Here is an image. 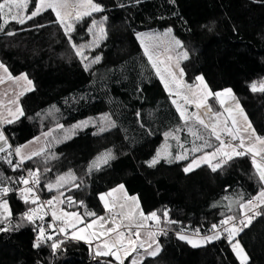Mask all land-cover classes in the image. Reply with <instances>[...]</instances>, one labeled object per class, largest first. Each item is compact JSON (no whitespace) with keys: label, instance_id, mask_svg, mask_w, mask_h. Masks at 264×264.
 Listing matches in <instances>:
<instances>
[{"label":"trees","instance_id":"16d2710c","mask_svg":"<svg viewBox=\"0 0 264 264\" xmlns=\"http://www.w3.org/2000/svg\"><path fill=\"white\" fill-rule=\"evenodd\" d=\"M37 2L31 0L29 13ZM94 2L104 11L76 21L71 43L64 28L55 22L52 10L24 24L4 25L0 15V63L14 77L27 74L34 85L21 99L24 115L3 128L11 146L9 158L16 164L15 148L50 133L45 151L24 166L40 170L43 196L49 198L62 192L63 207L80 214L84 223L103 213L100 196L115 187L124 185L128 194L138 196L143 212H157L160 229L170 232L158 237L161 251L140 264H241L226 239L193 247L179 235L196 228L207 234L213 224L218 227L226 217H243L248 200L264 188L252 158L233 157L215 172L209 165L183 171L193 157L213 152L219 142L195 120L186 123L181 119L136 34L170 28L188 52L189 58L181 64L186 83L195 85V78L203 76L213 93L230 88L256 133L264 137V91L251 89L253 83L258 89L264 84V0ZM93 20H103L106 35L102 34L100 44L87 50L86 59H82L71 44L85 46L92 42L95 29L101 26L98 23L89 32ZM96 56L101 59L93 63ZM209 104L219 110L215 98L210 97ZM105 116L108 120L103 119ZM87 120L95 124L69 137L61 136V128L72 129ZM189 128L212 147L196 139ZM165 133L173 135L165 137ZM166 142L176 144L181 152L188 149V159L163 161L150 167L149 162ZM193 146L202 151L191 153ZM106 151L112 153L111 160L90 169L92 161ZM70 171L75 180L66 177L67 182L58 190L47 189V184H55L58 177ZM20 177H24L23 170L13 171L0 159V187L16 190L4 198L14 211L7 222L0 224V228L9 227L8 231H0V264H118L112 257L96 256L92 262V250L87 244L60 235L53 240L64 242L55 251L51 240L33 247L41 222L23 220L22 214L38 203L25 204L20 198ZM67 197L73 203L69 204ZM86 211L94 212L96 217L85 216ZM258 213L237 237L248 255L247 264H264V206ZM52 233L55 232L46 231L48 235ZM131 259L124 260V264H131Z\"/></svg>","mask_w":264,"mask_h":264},{"label":"snow or ice","instance_id":"6c2138e0","mask_svg":"<svg viewBox=\"0 0 264 264\" xmlns=\"http://www.w3.org/2000/svg\"><path fill=\"white\" fill-rule=\"evenodd\" d=\"M137 3H139V0H137ZM28 6V0H4V2H0V15H9L12 13V9L15 8L16 10L25 9ZM123 7L124 5H120ZM69 7L76 8L78 7L80 10L75 11L74 19L76 21L81 20L85 16H91L92 13L96 12H102L104 11L103 7L95 3L94 0H81V3L76 5H70L68 3V0H38V3L36 4L35 10H33L30 15L27 16V19H32L33 17L38 16L43 10L51 9L56 16V21L59 23L65 31V35L68 36L69 41L71 43V32L74 31L73 24L68 23V18H73V12L68 11L64 12L62 14V9H68ZM7 9V12L5 11ZM11 19L13 21H16L20 24L25 23V19L20 16L19 14H11ZM104 20L107 19V17L103 18ZM4 23H8L7 20H4ZM100 24L99 32L103 35H106L105 29L103 28V20L97 22L96 20L92 21V26L88 28L89 32L93 31V28L97 27V24ZM39 27H43V25H39ZM212 29L209 28V31ZM171 29L169 28L167 32L164 33L165 36L169 35L171 33ZM14 33L9 32L8 35H12ZM137 38L140 40L141 45L144 48V55L147 56L149 62L151 63L152 67L156 70V75L160 78V80L163 82L164 87L166 90L169 91V94L172 95V89L170 87V83L174 84L177 91L175 92L176 96H179L185 104L194 105L197 109L203 108L204 116L209 117V121L206 122L199 113H193L192 117L186 116V109L182 108L180 104L177 103L175 99L172 100V103L176 105L177 111L180 113L181 119H184L185 122L189 119H195L196 122H198L205 130L209 131V136L215 137V140L219 142V146L215 148L213 152H205L203 155L199 157H193V159L187 164L186 167H184L183 171L185 173L193 171L195 168H198L201 166V164H208L209 167H211V170L213 172L217 171L218 168L222 167L223 163H226L227 160L233 159V157H239L244 155H251L252 157V164L255 168L256 173L258 174L259 180L262 184H264V148L258 149L256 145H264V137L258 135L255 131V129L252 127L251 123L248 122L247 116L244 114L243 109L239 107L238 102L235 101V97L232 94V90L225 89L223 91H218L213 93L206 84L203 76H197L195 79L199 82L197 85H189L185 84L184 81L180 78H178L177 71L179 74V77H183L184 75V69L180 67L179 59H177L175 68H173L172 65H168L164 68L163 72L161 71L160 67L158 66V61L154 58L152 52L149 50V47L147 44L144 43L142 33H137ZM176 46L183 47L181 44V41L179 39H175L173 37ZM94 44L98 43L96 41L93 42ZM72 48L76 50V55L82 57V59H86V57H83L82 48L85 47L84 45L77 46L75 43L71 44ZM91 45H89L90 47ZM182 58L184 60H187L189 58L188 52L184 51L182 54ZM101 59L100 56H96L93 63L99 62ZM169 60L172 59V57H168ZM160 63H163L162 61ZM88 65H85V70H87ZM0 69H3L4 73L7 74V79L19 81V80H25L27 81L28 85H31L32 82L27 79L26 75L20 76V77H13L11 73L8 72V69L0 63ZM167 74V77H170L169 80L166 78L165 74ZM2 77H0V83L3 82ZM180 88L187 89V94H183L179 91ZM252 91H264V84H261L259 89L257 88V85L253 83L251 85ZM31 90L30 88L25 89V91ZM20 95H23V92L20 93ZM210 97L215 98L220 104L221 107H224L225 104L229 99H231L233 102H235V107H226L224 108V111L229 113V116L223 120L220 119L222 113L220 112H213L212 107L208 104V99ZM235 113V115H233ZM18 114V115H17ZM9 115L16 119L18 116H23L24 112L23 109L20 107H17L15 112H12L9 110ZM239 115L243 117L244 125L241 126L240 122L237 120L236 116ZM13 119H7L3 122L6 123H12ZM103 119L108 120V117L105 116ZM231 121V123H229ZM88 121L81 122V125H76L74 127H81L86 126ZM111 126H114L112 124ZM59 127H62L60 125ZM100 131H104V128H101ZM177 131H180V129H177ZM189 132L196 137L198 140H204V145L206 147H212L211 143L208 142V140H205L202 135H198L197 132H194L191 128H189ZM225 134L227 137H229V140H225L222 138L221 134ZM242 133H246L247 136L243 135ZM50 133H45V135H49ZM172 133H165V137L172 136ZM178 139V137H174ZM37 140L39 137L36 138ZM232 141H238V144H233ZM0 153H4L7 151L8 147H11L8 145L7 139L4 136L3 132L0 131ZM27 145H24L22 147H26ZM181 147H183L181 145ZM225 148H230L231 151H224ZM15 155L19 157V161L16 164H13L12 160L9 158L12 156V152H8L6 156H0V159L5 160L9 165L12 166L13 171L20 168L26 160H31L35 156H40L43 152V149L39 151H34L27 156L22 155L21 147L15 148ZM198 151H202L200 147L193 146L190 150L191 153H195ZM188 152L189 150H184L183 154H177L175 155L174 159L176 161L181 160H187L188 159ZM170 155V153H169ZM222 155L223 157H226V160H220L217 159L218 156ZM110 156V153H106L105 157ZM257 157H259V160H257ZM161 156L160 153L157 152L156 156L149 162V166H154L157 163H159ZM100 159V158H98ZM217 159V163L215 165L212 164V160ZM106 162V159H105ZM93 167L97 166L96 161L93 162ZM50 169H45V171H49ZM28 171V178L20 177L19 182L25 185L24 188L19 189L20 198L23 200L25 204H32L36 205L39 202V196L36 195V186L40 185V176H39V169H36L35 171L29 169ZM66 177L71 178L72 180H75L76 177L74 174L70 171L66 174V176H60L57 178V181L55 184H47L46 187L49 191H51L53 188H58L62 186L61 182H66ZM3 181L0 180V184H2ZM31 185V186H30ZM76 187H79V185H75ZM124 186L120 185L118 190H123ZM16 191L15 189H10L9 187H0V209H2V212H0V224H4L9 220V218L12 216V212L9 208L8 201L6 199H3V197L7 196L9 192ZM113 192L117 191V189H113ZM61 197L64 195L62 192L59 194ZM106 195H112V193H107L100 196V200L104 201V207L106 209L109 208V203L105 199ZM126 199H131L133 201H136V197H125ZM56 197H53L52 199H49L45 203L52 207L51 216L54 221H60L63 220L65 227H60L58 229V232L60 234L67 235V229L70 227L72 229H76L77 225L84 223L83 217L78 213H68V212H62L61 215H57V212L54 208L53 201L56 200ZM253 200L259 201L260 203H264V188L261 189L258 196L250 199L248 201L249 205H253ZM67 201L69 204L73 203L71 197H67ZM59 203L63 204L64 200H59ZM81 205L83 202H80ZM43 204H40V207L43 208ZM256 205H253L255 207ZM123 207V205H122ZM137 208H139V204L137 201ZM47 213L41 214L37 208H29L28 211L22 214V219L27 220L28 222L34 223L36 219L43 220L44 215ZM259 214V213H257ZM85 216L88 217H96V214L91 211H86L84 213ZM165 217H167V212L163 214ZM123 219L128 221V224L123 225V227L128 231L129 235L127 237V243H125V232L120 231L121 225L116 224L115 220H113L112 226L108 227L106 232H102L99 235H109L111 233H116V236L114 239H112L110 242L105 241L103 244V251L100 250V246H97V251L95 253L96 256H108L113 257L115 261L118 262V264H124V259L121 256V252L123 251L124 256L127 257L130 255V252L137 251V247L144 248V243L141 241L139 245H137V241L140 239V233L139 231H133V228H140L143 227V222L148 220H153L156 223H160V216L157 215V212L153 211L150 214H145L142 210L139 212V216H135L133 212H129L127 214H123ZM235 218L232 216L226 217L224 220L221 221V224L228 225L230 222L234 221ZM100 223L101 227H104L105 223H108L106 221L105 217L99 216L96 217L94 220H92L90 223L86 224L84 228L79 229V234H77L76 231H73L71 234V239L74 240H85L86 242H90L91 236H96L97 233L92 232L89 234V236L83 235L87 229H91L94 224ZM248 223H251V217L248 218ZM239 224L242 226H247L245 224L244 220H240ZM19 227V225H17ZM51 227V225H49ZM217 225H212L213 235L210 236H204L201 237L200 240H193L189 239L185 235H179V239L186 240L188 243L192 244L193 247L200 246L203 242H211L216 239H220L219 232H216ZM9 227H2L0 228V231H8ZM198 231V230H197ZM243 231V227H237L235 223L231 224V227H225L224 232L227 233L226 239L228 240L229 244L232 247L233 252L236 254L237 258L240 260L241 264H247L248 256L245 253L243 247L241 246L239 240H236L235 237L239 234V232ZM150 235H152L150 233ZM135 237L133 239L132 237ZM47 240L53 241L51 243V248L53 251L58 249L61 244L64 242L63 240L55 241L53 240V237L51 235L46 234V230L43 226L39 227L38 229V235L36 237V242L34 243L33 247H40L42 243H44ZM235 242L233 243V241ZM151 247V245H149ZM147 251V249H145ZM161 251V248L157 242V246L154 251L148 252V255L150 256H156ZM131 264H136V261L133 259L131 261Z\"/></svg>","mask_w":264,"mask_h":264},{"label":"rangeland","instance_id":"374dc122","mask_svg":"<svg viewBox=\"0 0 264 264\" xmlns=\"http://www.w3.org/2000/svg\"><path fill=\"white\" fill-rule=\"evenodd\" d=\"M68 3L70 5H76V6H78L81 3V0H68ZM30 7H31V0H28V6H27V8L21 9V10H16L15 8H13L11 14H19L20 16H22L25 19V22H26V21L29 20V19H27V16L30 15V13H29ZM47 10H51V9H47ZM47 10H43L42 12L47 11ZM77 10H80V9L78 7H76V8L69 7L68 9H62V14L64 12H68V11L73 12V18H68L67 19V22L73 24V26H74V24L76 22V20L74 19V15H75V11H77ZM5 11L7 12V9H5ZM11 14H9V15H1L2 22H3L4 25H7L9 22H16V21H13L11 19ZM4 20H7L8 23L5 24L4 23ZM165 32H167V30L164 31V32H160L158 30L141 32L142 34H144V36H143L144 43L148 45L149 50L152 52L154 58L158 61V66L160 67V69H161L162 72H163L164 68L166 66H168V65H172L173 68H175V64H176L177 59H179V63H180V67H181L182 61L184 60L182 58V54L185 51V50H183V47L176 46L173 37L175 39H177V38L174 35L173 31H171V33L169 35H167V36L164 35ZM93 36H94V38H93L92 42L90 44H88V45H85V47L82 48L83 57H84L85 52L87 50L92 49L95 46H97V44H94L93 43L94 41H96L98 44H100L102 34L99 32V28L95 29ZM139 42H140V40H139ZM140 44H141V42H140ZM89 45H91V46L89 47ZM141 47L143 48L142 45H141ZM143 50H144V48H143ZM168 57H172V59L169 60ZM161 61L163 63H160ZM8 72H9V70H8ZM164 74H165L166 78H168L169 80L171 79L170 77H167V74L166 73H164ZM23 75H26L27 76V79L30 80L27 74L24 73ZM177 75H178V78L182 79L184 81V83L187 84L186 81H185L184 75H183V77H179L178 71H177ZM20 76H22V74L21 75H18V76H15V77H20ZM0 77L4 78L3 79V82L0 83V118H1L3 116H9V110H11L12 112H15V110H16L17 107L22 108L21 103H20V100H19V98L21 97L20 93L23 92V94H25L27 92L32 91L34 89V85H33V83L31 85H28L27 84V81H25V80L14 81V80L7 79V74L4 73L3 69H0ZM204 80H205V78H204ZM205 82H206V80H205ZM197 84H199L198 81H196L195 85H197ZM206 84L208 85L207 82H206ZM170 87L172 89V95H171L172 96V99H175L177 101V103L182 106V108L186 109V116L187 117H192V114L193 113H199L201 115V117L206 122L209 121V117L203 115V112H204L203 108L197 109L194 105L185 104V102L183 101V99H181L179 96H176L175 95V92L177 91L175 85L170 83ZM28 88H30L31 90L25 91V89H28ZM208 88L210 89L209 85H208ZM223 90H225V89H223ZM223 90H220V91H223ZM179 91L181 93H183V94H187V89H185V88H180ZM167 92L169 93L168 90H167ZM232 94L235 97V101L238 102L239 107L243 109L244 114L247 116L248 122L251 123V121H250L247 113L245 112L244 108L242 107V105L240 103V100L236 97V95L233 92H232ZM209 99H208V104H209ZM217 103H218V106H219V110L218 111H216L210 104L209 105L212 107L213 112H220V113H222V115L220 117L221 120H223V119H225V118H227L229 116V113L225 112L224 111V108H226V107H233L234 108L235 107V102H233L231 99H229L227 101V103L225 104L224 107H221L218 101H217ZM174 106L176 108V105H174ZM179 115H180V113H179ZM233 115H235V113H233ZM20 117L21 116H18V118H16V119H19ZM236 118L240 122V125L243 126L244 125L243 117L237 115ZM182 120H184V119H182ZM193 120H195V119L194 118L193 119H189L188 121H193ZM87 121H88V123H87L86 126H81V127H74L73 126L72 129H70V128L69 129L68 128L62 129L61 128L60 129L61 136H63V137H69L73 132H75L77 130H80V129H84V128L88 127L91 124H95L91 120H87ZM102 121L104 123H106L105 120H102ZM82 122H84V121H82ZM229 123H231V121H229ZM76 125H81V122L78 123V124H76ZM251 125H252V123H251ZM252 127H253V125H252ZM0 131L3 132V130H0ZM242 134L245 135V136H247L246 133H242ZM38 137H39L38 140L36 139L37 138L36 137V138L32 139L31 141H29L28 143L24 144V145H27L26 147H22L24 145L21 146L22 155L27 156L28 154H30V153H32L34 151H39L41 149H43V152L45 151V149H46V143L45 142H46L47 136L44 134V135H40ZM7 142H8V140H7ZM232 142H234V141H232ZM235 142H238V141H235ZM0 144H2V142H0ZM8 145H9V142H8ZM256 147L258 149H261V148H264V145H259L258 144V145H256ZM9 148L10 147H8L7 149L9 150ZM186 150H188V149H186ZM224 151L230 152L231 149L230 148H225ZM158 152L160 153V156H161V158L159 160V163H161L163 161L168 162V163L177 162L174 159L175 155H177V154H183L184 153V152H181V151H179L177 149V145L176 144L170 143V142H166L165 144H163L159 148ZM106 153H110V156L105 157V154ZM169 153H170V155H169ZM188 154H189V152H188ZM249 156L251 157V155H249ZM220 157H221V155L218 156L217 159H219ZM98 158H100V159H98ZM111 158H112V153L110 151L104 152L102 155L98 156L97 158H95L92 161V163L90 165V169H96V168H99L101 166H104L106 163H108L111 160ZM17 159L19 160V157H17ZM105 159H106V162H105ZM217 159H213L212 160V164L213 165L216 164ZM257 160H259V157H257ZM27 161H29V160H26L25 162H27ZM94 161H96L97 166H94L93 167L92 165H93V162ZM159 163H157V164H159ZM203 165H208V164H203L202 163L201 166H203ZM195 169H197V168H195ZM257 176H258V174H257ZM67 180L68 179H66V182H67ZM61 183L63 184V182H61ZM119 186H117V187L114 188V189H117V191L113 192L112 191L113 189H112L111 191L107 192V193H110L111 192L112 195H106L105 196V199L109 203V208L108 209H106L104 207V201H101L104 211L99 216L105 217V219H106V221H108V223H105L104 224V227H101V224L98 222V223L94 224L91 229H87V231H85L83 233V235H85V236H89V234L92 233V232L97 233L96 236H91L90 237V242H86L85 240H74V239H71V234H72L73 231H76L77 234H79V229L84 228L86 226V224L90 223L91 221L90 222H87V223H82V224L77 225V228L76 229H72V228L69 227L67 229V235L62 234V236H63L64 239H70L72 241L82 242V243H85V244L89 245V247L92 250V254H93L92 259L93 260L96 257L95 256V253L97 251V246L99 245L100 246V250L103 251L104 250L103 249L104 242L105 241H109L110 242L116 236V233H111L109 235H99V234L102 233V232H106L107 228L112 226V223L111 222L113 220H115V223L116 224H120L121 225L120 231H124L125 232V237H126L125 243H127V237L129 235V233H128V231L126 229H124L122 227H123V225L128 224V221L125 220V222H124L125 224H123L121 217H123V214H127L129 212H133L135 216H139V212L142 210L138 196L128 194V192L126 191L125 187L123 188V190H118L119 189ZM60 193H57V194H55L54 196L51 197V199L53 197H56L57 198L56 200L53 201V205H54V208H55V210L57 212V215H61L62 212L76 213V212H72V211L66 210L63 207L64 203L63 204L59 203V200H64V196L61 197L59 195ZM107 193H104V194H107ZM104 194H102V195H104ZM126 196L127 197H133L134 196V197L137 198V200L136 201H133L131 199H126L125 198ZM137 201H138V204H139V208H137ZM8 204H9V208H10L11 212L13 213L14 209H13V207H12V205H11V203L9 201H8ZM122 205H123V207H122ZM259 206L260 207H258V208L260 209L261 207L264 206V203H260L259 202ZM34 208H37L38 211L41 214H44L45 213L44 210H43V208H41L39 204H37ZM259 209H256L255 208L254 215H251V214H248L249 210H248L247 205H245L243 207V218H244V221L246 222L247 225L250 224V223H248V218L251 217V222H252L254 220V218L256 217ZM0 212H2V209H0ZM115 215L116 216L118 215L120 217L119 218L118 217H114ZM44 217H45V215H44ZM38 220L39 219H36L35 221H38ZM61 221H62V226L61 227H65V224H64L63 220H61ZM160 228H161L160 223H156L153 220L144 221L143 222V227H140L138 229L134 228V229H136V231H139V233H140V239L137 241V245H139V243L142 241L144 243V248L137 247V251L130 252V255H128L127 257L124 256V253L122 251L121 252L122 258L124 260H126L129 257H132L131 261L134 259L136 261V264H140L146 258L153 257V256L148 255V252H151V251H154L155 250V248L157 246V242L159 244L158 237L160 235L159 234ZM150 233L152 235H150ZM50 235L53 238L55 236H57L56 233H52ZM220 236H221V234H220ZM187 237L189 239H193V240H200V238L201 237H204V236L188 235ZM132 238L135 239L134 236ZM216 240H218V239H216ZM213 241H215V240H213ZM213 241H211V242H213ZM234 242H235V240L233 241V243ZM206 243H208V242H203L200 246H203ZM149 245H151V247H149ZM159 246H160V244H159ZM145 249H147V251ZM106 257H108V256H106ZM238 261L240 262L239 259H238ZM247 262H248V260H247Z\"/></svg>","mask_w":264,"mask_h":264},{"label":"built area","instance_id":"2783aa9c","mask_svg":"<svg viewBox=\"0 0 264 264\" xmlns=\"http://www.w3.org/2000/svg\"><path fill=\"white\" fill-rule=\"evenodd\" d=\"M3 128L1 127V124H0V130H2ZM222 138H224L226 141L227 140H229L230 138L229 137H227L225 134H222ZM233 144H234V142H232ZM13 153H15V151L13 150ZM19 161V160H18ZM17 161V162H18ZM18 169H20V170H23V173H24V177L25 178H28V171H27V169L25 168V166H24V164L20 167V168H18ZM31 186V185H30ZM25 187V185H23L21 188H19V189H22V188H24ZM17 193H19V190L17 191ZM20 194V193H19ZM36 195H38L39 196V202H38V204L40 205V204H43L44 206H43V210H44V212L45 213H47L46 215H45V217H44V219L43 220H40V222H41V226H43L44 228H45V230L46 231H53V232H55L57 235H60V236H62V234H60L59 232H58V229L62 226V221L60 220V221H54L53 220V218H52V216H51V210H52V206H49V205H47L45 202L46 201H48L49 199H51V197H45V196H43V194H42V192H41V184L39 185V186H36ZM8 196V195H7ZM7 196H5V197H3V199L4 198H6ZM249 201V200H248ZM258 204H259V201H256V200H253V205H256L255 206V208L256 209H259L258 208ZM249 205V204H248ZM253 205H250V206H253ZM251 215H254V212L253 213H251ZM114 217H117L116 215L114 216ZM235 218V217H234ZM240 220H244V218L243 217H241V218H235V220L234 221H232V222H230L228 225H223V224H220L218 227H217V229L215 230L216 232H219V233H221V238H223V239H226V234L224 233V228L225 227H231V224L232 223H235L236 224V226L237 227H243V230L247 227V226H242V225H240L239 224V221ZM245 224H246V222H245ZM49 225H51V227H49ZM247 225V224H246ZM198 230V231H197ZM133 231H136V229H134L133 228ZM242 232V231H241ZM161 233H163V234H165V235H169V231L168 230H163V229H160L159 230V234H161ZM240 233V232H239ZM188 235H194V236H209V235H212L213 234V230L211 231V232H207V234H204V232L201 230V229H198V228H196V229H194V230H192V231H190L189 233H187ZM187 234H184V235H187ZM227 240V239H226ZM228 241V240H227ZM92 262H93V259H92Z\"/></svg>","mask_w":264,"mask_h":264},{"label":"crops","instance_id":"0c3cea01","mask_svg":"<svg viewBox=\"0 0 264 264\" xmlns=\"http://www.w3.org/2000/svg\"><path fill=\"white\" fill-rule=\"evenodd\" d=\"M162 82V81H161ZM163 83V82H162ZM164 85V84H163ZM28 93V92H27ZM26 94V93H25ZM25 94H23V95H21V97L19 98V100H20V103H21V99H22V97L25 95ZM194 107V106H193ZM7 119H13L10 115L9 116H3V117H1L0 118V124H1V126L4 128V126L5 125H7V124H9V123H6V122H3L4 120H7ZM16 120H18V119H13V122H15ZM12 122V123H13ZM3 130V129H2ZM3 133H4V130H3ZM4 136L6 137V135H5V133H4ZM6 139H7V137H6ZM8 140V139H7ZM9 142V141H8ZM234 144H238V142H235L234 141ZM9 145H10V143H9ZM10 149V148H9ZM9 150L7 149V151L6 152H8ZM6 152H4V153H6ZM4 153H0V155H2V154H4ZM221 157H223L222 155H221ZM248 207V210H249V212H248V214H251V213H253L254 211H255V207H253V206H247ZM258 207H260L259 206V204H258ZM117 217L119 218L120 216H118L117 215ZM121 219H122V222H123V224H125L124 222H125V220L123 219V217H121ZM40 220V219H39ZM122 228H124V227H122ZM125 229V228H124ZM224 233H226V232H224ZM219 234H221V233H219ZM226 235H227V233H226ZM185 236H188V235H185ZM222 236V235H221ZM221 236H220V238H221ZM239 236V234L235 237L236 239H237V237ZM89 246V245H88ZM94 253V252H93ZM96 256V255H95ZM97 257H106V256H97Z\"/></svg>","mask_w":264,"mask_h":264}]
</instances>
